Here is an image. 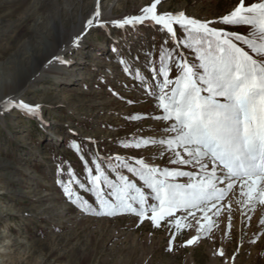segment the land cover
<instances>
[{
    "label": "rangeland",
    "instance_id": "374dc122",
    "mask_svg": "<svg viewBox=\"0 0 264 264\" xmlns=\"http://www.w3.org/2000/svg\"><path fill=\"white\" fill-rule=\"evenodd\" d=\"M151 2L101 0V9L111 12L110 21L138 15ZM237 3L238 0H162L158 11H184L190 17L213 20ZM95 5L96 0H0V72L11 73L3 65L20 47H26L29 39L36 41L44 33H51L50 28L57 31L54 37L62 36L65 42L71 38L76 23L72 21L67 29L62 26L63 8L70 17L79 18L83 13L91 14ZM56 14L58 22L42 23L43 18ZM37 18L41 24H36ZM232 30L247 32L245 27ZM164 39L163 33L149 25L125 32L109 23L104 29L88 30L78 47L67 43L58 53L67 62L54 61L57 75L46 74L43 81L35 82L17 97L40 104L39 118L15 109L0 113V264H264V228L259 225V218H264L262 208L249 211L233 200L230 229L229 214L223 212L213 217L217 224L207 238L181 246L195 234L194 230H185L169 252L168 229L154 228L147 221L138 226L134 215H83L56 184V167L61 161L71 165L77 174L82 172V162L70 148L73 139L86 142L91 138L98 142L103 154L152 156L153 162L167 166L165 160L153 155L156 149L136 153L122 150L118 143L134 135H160L155 131L157 121L126 119L132 114H159V110L122 72L117 61L139 56L136 63L140 64L144 59L142 50L154 52L158 60ZM43 42L49 43L50 39ZM184 51L195 62L191 52ZM129 100L134 103H127ZM219 250L225 252L224 257L217 254Z\"/></svg>",
    "mask_w": 264,
    "mask_h": 264
},
{
    "label": "snow or ice",
    "instance_id": "6c2138e0",
    "mask_svg": "<svg viewBox=\"0 0 264 264\" xmlns=\"http://www.w3.org/2000/svg\"><path fill=\"white\" fill-rule=\"evenodd\" d=\"M161 3L152 0L138 15L109 21L102 16L101 0H96L72 43L78 47L88 30L109 23L125 32L149 25L164 34L158 60L154 52L142 50L140 64L139 56L117 61L159 110L126 119L157 121L160 135H134L118 143L136 153L156 149L153 155L167 166L153 162L152 156L103 154L97 141L73 139L70 148L82 162V172L61 161L56 184L83 215H134L138 226L147 221L168 229L166 250L171 252L185 230L195 234L181 246L207 238L217 224L213 217L223 212L229 214L230 229L233 200L249 211L264 209V0H238L231 11L213 20L184 11L160 12ZM236 27L247 32L232 30ZM112 51L119 56L116 47ZM0 108L39 118L42 106L9 96L0 97ZM259 225L264 228V218ZM217 254L225 256L223 250Z\"/></svg>",
    "mask_w": 264,
    "mask_h": 264
},
{
    "label": "bare ground",
    "instance_id": "6f19581e",
    "mask_svg": "<svg viewBox=\"0 0 264 264\" xmlns=\"http://www.w3.org/2000/svg\"><path fill=\"white\" fill-rule=\"evenodd\" d=\"M101 12L104 19L110 18L111 12L109 10L101 9ZM83 14L84 15L79 18H75L73 15L70 17L69 11H67L66 8L62 9V13L60 14L62 26L67 29L72 21L76 23L71 31V38L69 37L70 39L67 40V42H65V38H62V36L57 35L58 37H54L56 33L54 35L53 32L57 31L50 28L49 31H52L51 33H44V36H39V40L36 41L29 39L26 47H20L11 58L9 57L10 59L3 66H6L7 70L12 72L7 74L0 72V97L7 98L10 96L17 99L18 96H21L24 92L28 91V88L35 82L43 81V77L46 74L57 75L58 73L56 72L57 69L54 66V61L56 60V57H58V53H60L61 50L63 52L68 46L67 43L73 44L72 41L74 36L79 34L85 19L90 16V12L88 14ZM56 15L52 18L48 17L47 20L46 18H43L42 23L46 21L47 24L50 20L54 23L58 22L59 18L58 15ZM36 24H41L38 18ZM60 33H62L61 30ZM46 38L50 39V42L44 44L43 40ZM33 60L34 64H32ZM0 111V113L6 114L8 112H5L2 108H0Z\"/></svg>",
    "mask_w": 264,
    "mask_h": 264
}]
</instances>
